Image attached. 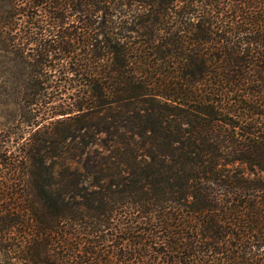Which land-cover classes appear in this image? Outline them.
<instances>
[{"label":"trees","instance_id":"1","mask_svg":"<svg viewBox=\"0 0 264 264\" xmlns=\"http://www.w3.org/2000/svg\"><path fill=\"white\" fill-rule=\"evenodd\" d=\"M2 1V264H264V0Z\"/></svg>","mask_w":264,"mask_h":264},{"label":"rangeland","instance_id":"2","mask_svg":"<svg viewBox=\"0 0 264 264\" xmlns=\"http://www.w3.org/2000/svg\"><path fill=\"white\" fill-rule=\"evenodd\" d=\"M9 10V5L6 1H0V14L3 15ZM14 75V70L11 69L9 63V57L5 54L0 53V136L4 139L11 140L8 146H11L12 140L21 135L22 129L28 132L23 136L21 142L28 137L33 131L28 130V128L21 127L18 123V107H17V97L16 94L12 91L10 80ZM47 125V124H46ZM46 125L42 130L45 129ZM40 126H43L41 124ZM26 129V130H25ZM50 131V130H48ZM40 134H37L36 137H39ZM99 138H103V135H100ZM1 139V137H0ZM97 149V148H96ZM12 150V149H11ZM2 258L0 254V264H2Z\"/></svg>","mask_w":264,"mask_h":264}]
</instances>
